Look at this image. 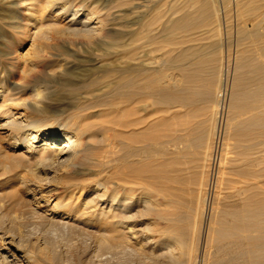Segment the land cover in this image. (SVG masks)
Returning <instances> with one entry per match:
<instances>
[{"label": "bare ground", "instance_id": "6f19581e", "mask_svg": "<svg viewBox=\"0 0 264 264\" xmlns=\"http://www.w3.org/2000/svg\"><path fill=\"white\" fill-rule=\"evenodd\" d=\"M216 1L217 0H171V5L169 6L170 15L168 16L167 13L168 18L163 21L158 11L157 14L153 13L156 3L155 5L149 6L151 2L147 5L145 4L147 0H118V8L133 4L131 7V14H133L132 18H129V20L126 19V22L124 20L125 24H121L122 27H130L133 29L130 31H113V36L121 39V42H113L111 44L115 49L121 47V49H117L114 52V55H127V60L123 66H119L120 68L114 64H108V66L103 64L105 65L103 72L107 77H113L112 75L114 72H119V79H117L115 83L111 80H107L100 88L94 87L97 81H91L90 86L92 89L83 91L68 90V96H63L60 95V92L57 90H53L52 88V90H50L49 85L43 86V88L41 86L25 90V86L21 85L20 82L16 80L15 76H18L20 80L27 77L30 66L23 64L22 60L17 56L16 50H12L11 46L6 44L8 36L5 35L4 29L6 27L4 25H9L10 27L16 25V28H24L25 31L28 32L34 29V31L31 32L32 34L29 33V38H31L33 42L32 49L34 50V56L37 57V60L35 62L33 61V65L38 68V66H41L40 63H44L42 59L54 55L49 53L47 49L46 40H48L49 37L55 38L64 35L99 37V35H102L106 30L107 19L103 16V13H100L96 8H90V6H92V0H0V18L4 20L2 21L4 25L0 23V115H5V119L0 124V132L4 130V134L7 133L5 140L9 148L13 151L25 149L23 152L24 154L27 153V155H21L19 157H9L12 159V162H0V169L3 174H8L14 168L18 167V165H22L21 162L26 159H28V161L34 159L33 168L37 166V168L45 174L52 171L51 168L58 169L70 165L75 166L76 161L82 154L93 150L92 147H89L88 140H94L97 137L95 130H93V128L96 127V123H90L86 120L90 117H97L98 119L99 116L105 112L108 116L106 117L105 115V118L98 119L101 120L97 123L98 125L100 124L98 131L102 133V135H100L102 136L101 141H104L106 145L111 148L109 149L108 146H106L107 148L105 149L108 150L105 151V155L102 157H109V155L116 154L119 151L123 152V154L115 159L100 161L101 166H111L112 164L118 163L120 159L126 161L131 156L136 157V162L133 161V163L137 165L132 168L131 171L134 173L133 175L131 173L129 174L128 171L121 172L119 170L109 173L108 176L102 178V180L97 183V186L90 189L92 190L90 193L93 191L97 192L96 196L94 195L95 197L82 204L83 208L77 205L80 199L76 200L74 206L67 204L69 201L63 206L62 202H60L61 197L58 198L55 204L50 207L51 214H47L49 215L48 221L50 224L57 225L58 223L63 231H65L69 227L74 226L75 221L81 222L85 220L86 225L89 226L106 220L111 223V227H108L110 243L106 244L107 242L104 243V240H100L99 243L106 249L119 251L120 249L127 248L126 243L128 242L124 239L125 237L127 239H131L132 236V238H135L137 225L134 219V212L137 211L139 207H142L143 209L140 211V216H142L143 219L148 220L147 215L156 211L162 219L168 221L167 225L164 227L165 231L169 232L168 236L166 235L157 240L153 238L151 240L149 236L145 237V239L147 238L148 240L146 244L149 242L154 244L150 250V264H193L195 260V264L197 263V258L194 256L193 242L190 244L187 240L190 233L188 230L190 228L187 227L183 230L180 228V222L184 220L182 218L180 219L182 215L178 216L179 218L171 215L173 218L171 216L169 218L168 216L170 213L168 212L167 214L165 210L160 208V205L169 206L171 204L170 200L172 198H170V196L178 197V189L180 187H174V184H178L182 182V180H185L184 174L180 172L183 171L182 168L177 167L175 165L176 162L169 163L167 160H165L166 162L161 161L158 166L156 165L157 170L154 171L156 173V182L154 180L153 182L159 184V198H156L151 190H145L143 187V185H145L144 172L146 171H144L140 158L144 152V146L141 145V143L145 137V132L143 130L145 126L144 116L142 115L144 106L142 102L146 87L144 81L146 77L145 73L151 69V67L146 66L149 63H147L148 54L145 51H147L149 45L157 44L156 40L159 39L161 35H164L162 32L164 31L165 33L166 27L172 31H180L179 33L182 31L186 32V37L183 35V38L178 36L175 38L171 33H169L168 36L167 34L165 35V38L167 36L169 42L171 39L180 38L178 39L179 43L184 42V44L189 40L187 36L188 32L194 27H198V29H200L199 27L204 28L212 21L214 23L213 28L217 29V31L221 30L222 21L224 20L227 22V16L222 10V13H220L216 5L217 3H215ZM232 3L237 7L238 12V14H236L238 22L234 28V49H226L223 55H221V53L219 54L220 51H213L211 53L200 52V49L198 50L195 46L194 48L188 47L183 50L177 47L181 52L176 54L175 60H186L189 62L192 57L201 58L205 56L206 58L205 60L202 58L201 61L198 59L201 64L199 63L195 66L191 65L192 67H189V64H193V61V63L190 62L187 64L189 66L185 67L186 64H184L183 67L181 66L183 71L181 74L184 73V75H182L184 81L183 84L174 85V92L169 88V83L164 84L168 90L163 88V91H166V101L173 99L180 108H188L198 101L204 103L208 100L212 101L213 112L211 113L213 115V125L215 126V130L214 132L212 131V133L215 135L218 130L217 126H219V117L222 114L220 110L224 100L223 97H225V82H227L226 79L228 75L232 77V87H230V89L232 88L233 91L229 104L231 115H233L234 119L228 124L227 134L238 141V152H234L235 154L237 153L238 163L233 166L232 163L235 159H226H229L230 162L233 161L231 163L233 168L230 167L229 171L233 170V172L240 177L236 182L241 185L239 188L235 189V187L232 186V182H230L229 188H233V190H231L227 196L235 199L237 198V201L231 208H221L222 210L219 213L216 212L219 215H214V217L211 215L209 217V226L203 252L200 259L198 258L199 264H264V0H232ZM47 9H52L53 12H56L53 16L54 18L58 17V19L60 18L61 20L64 18L63 21L65 20V22L52 21V24L44 23L43 16L39 15L40 17H38L36 13L37 11H46ZM121 11L120 14L113 16L115 20L118 19L119 15L124 16L126 13L125 9ZM68 13H70L69 17L66 16ZM202 34L204 35V33ZM123 38H126V40L122 41ZM143 38H146L144 42L141 41ZM191 38L196 40V36ZM165 40L166 39H164V41ZM219 40L221 41V38ZM176 41H173V43ZM159 42L160 41H158V43ZM179 43L176 42L175 44ZM124 56L122 58H124ZM202 60L205 61V64L206 62H211L210 69L213 68V71L211 70V77L202 79L201 76H203V72H207L209 68L207 67L209 64H203L204 61L202 62ZM155 62L157 63V61ZM204 65L206 67H204ZM33 68H31L32 71ZM157 72L159 73L158 70ZM154 76L155 75H153L154 79H150L148 86L152 89V92L156 90V92L160 93L159 90L162 88L159 89L157 85L153 86V82L159 79H155L157 75ZM79 78L80 80L82 79L81 77ZM83 79L85 78L83 77ZM114 80L116 79L114 78ZM159 81L157 82L160 83ZM26 93H29V96L27 99H23L21 96ZM164 102L165 101L162 103ZM178 106L173 110L174 112L179 111V109H177ZM71 108L73 109L68 112ZM19 109L21 110L19 111ZM198 113L199 110L195 111L194 109H190L183 117L184 120L187 121L183 122V119L181 120L182 123L178 121L177 125L179 127L181 125L184 126L181 128L183 134H176L178 128H174L173 126L174 124L177 126L176 123L170 125L171 128H174L173 130L171 129L172 134H168L165 130V132L160 131V139L164 136H171V140H167L166 137L164 138V140L166 139L165 142L161 141L163 138L159 140L158 143L160 147L158 150L166 154L169 148L168 144L176 146L181 143L183 146L178 148L180 153L192 147L195 148L197 153L202 149L203 154L200 151L202 163L198 165L205 166V162L211 159L213 154L211 155L209 152L210 145L207 143L208 134H206L204 128V120H199L188 125L189 119H187L188 116H191L190 114L197 116ZM172 117L173 116H171V118ZM196 118H199V116ZM94 120H96V118ZM164 121L163 119L162 122ZM162 122L160 121L158 124ZM162 125H164V123H162ZM167 131H169V129ZM193 132L196 133V136L192 140L184 137L185 135L193 134ZM87 137H89V139H87ZM171 148L172 146H170V149ZM173 153L175 154V152ZM170 154L171 153L167 155ZM177 154L179 155V153ZM197 155H199V153ZM160 159L162 158L160 157ZM152 166H154V164ZM209 166H211V164H209ZM19 177H21V175ZM204 179L206 180V178ZM204 179L202 181H204ZM197 181L199 182L198 179ZM21 182L25 183L26 180L22 179ZM200 183L202 182L200 181ZM204 185L203 183L201 184L199 188L200 191H198L199 193L196 190L199 196H202L200 197L201 201L205 200ZM30 191L38 204H41L42 201L47 205L49 204L50 201L45 198L44 194L37 196L40 194L39 189L31 188ZM203 205L205 206V204ZM189 207L192 208L190 205ZM195 215L203 219L205 216V208L198 204L195 209ZM189 216L190 214L188 213L184 218H190ZM55 217H58V220H56ZM73 217H75L74 220L72 219ZM151 221H146V228L144 230H146L147 233H151L153 230V223L155 222ZM146 232L145 234L147 235ZM163 232L164 230L161 233L163 234ZM180 232L186 237L179 236L178 234ZM127 234H131V237H127ZM193 239L194 236L192 235L191 241H193ZM212 248L214 250H211ZM9 256L15 257V254L0 247V260H2L3 263L6 262ZM164 259H167V261Z\"/></svg>", "mask_w": 264, "mask_h": 264}, {"label": "rangeland", "instance_id": "374dc122", "mask_svg": "<svg viewBox=\"0 0 264 264\" xmlns=\"http://www.w3.org/2000/svg\"><path fill=\"white\" fill-rule=\"evenodd\" d=\"M92 1H93L91 3L92 6H90V8L91 7L96 8L98 11H100V13H103V16L107 19L106 20V24H107L106 30L102 33V35L100 34L99 37L98 36H95V37L77 36L76 37V36H65V35L62 37H55V38L49 37L48 39L49 41L46 40V45L48 47L47 49L49 53L54 54V55H52L51 57H47L46 59H42L44 60L43 61L44 63H40L41 66H38V68H36L37 66L33 65V63L37 60V57L34 56V50L32 49L33 42L31 38H29V33L32 34L31 32H33L34 29H32L31 32H28V31H25L24 28H16L15 27L16 25H14L13 27H10L9 25H4V23L2 22L4 20H1L0 18V23H2V25L6 27L4 29L6 33L5 35L8 36V41L6 42V44L10 45L12 50H16V54L17 56H19L20 60H22L23 64L30 66L29 74L27 75V77L20 80L18 76H15L16 80L19 81L21 85L25 86L26 88L25 90H30V88L34 89V88H38L41 86L43 88V86L49 85L50 90L52 89L57 90L60 92V95L68 96V90L83 91V90L92 89V87L90 86L91 81H94V82L97 81L94 87L100 88L104 85L103 83H105L107 80H111L115 83L117 79H119V74H120L119 72H114L112 75L113 77L111 76L107 77L105 76L103 69L105 65L108 66V64H114L117 67L123 66L125 64V61L127 60L126 54H125L126 56H124V54L114 55V52L117 49H121V47L115 49L114 47L111 46V44L113 42L114 43L121 42V39L115 38L113 36L114 35L113 31L114 32H118L122 30L130 31L131 29H133L130 27L126 28V27L121 26V24H125L124 20L126 22L127 20H129V18L130 19L132 18L133 14H131V7L133 4L125 5L122 7L120 6L121 8H118L117 7L118 0H95V1L92 0ZM155 3H156V7L153 13L157 14V11H158L159 15L162 16L163 21H165L168 18L167 13H168V16L170 15L169 6L171 5V0L170 1L169 0H147L145 4L152 6V5H155ZM215 3H217L216 5L220 13L224 11L225 15L227 16L226 20L228 23L223 20L221 30L217 31V29H214L213 28L214 23L212 21H210V24L212 25L209 24L205 26L204 28L199 27L200 29H198V27H194L188 32L187 36L189 40H187L184 44V42L179 43L178 39L183 38V35L184 37H186V32L182 31L181 33H179L180 31H172L171 29H168V27H166L165 33L164 31L162 32V34H164L163 35L164 37L161 35L160 38L156 40L157 44L149 45L147 51H145L148 54L147 55L148 62L147 61L146 62L149 63L146 66L151 67V69L147 71V73H145L146 77L144 81H145L146 87H145V95H144L143 102H142V105L144 106V109H143L144 112L142 111V115L144 116L145 126L143 130L145 132L144 134L145 137L141 143V145L144 146V152L140 158L142 160L141 163L144 167V171H146L144 172L145 173L144 175L145 185H143V187L145 190H148V191L151 190L154 196L156 198H159L160 197V195L158 194L159 184L155 183L156 173L154 172L155 170H157L158 164L161 161L163 162L167 160V162L169 163L176 162L175 165L179 168H182L183 171H180V172L184 174L183 176L185 177V180H182V182L178 184H174V187L176 186L177 188L180 187L178 189V192H179L177 195L178 197L170 196V198H172L170 200L171 204L169 206L160 205V208L162 210H165L167 214L168 212L170 213V215L168 216L169 218L171 215L177 218H179L178 216L182 215L180 219L182 218L184 220H181L183 222H180V228H182V230L187 227L190 228V229L188 228L189 230L187 229L188 232H190L187 240L189 241L188 243L190 244L193 242L192 245L194 246V256L197 258L196 264H199V259L203 252L205 238H206L208 226H209V222H208L209 217L211 215L214 217V215H217L222 209H225L228 207L231 208L237 201V198L235 199V198L227 196L228 193L231 190H233V188H229L230 182H232V186L235 187V189L239 188L241 185L240 183L236 182L240 179V177L237 176L235 172H233L232 170L233 166H235V164L238 163L237 153L236 154L234 153V152H238V148H237L238 141H236V139L234 140V138L230 137L227 134L228 124L230 121H233L234 119L233 115H231V109H230V104H229L230 103L229 100H231V93L233 91L232 88L230 89V87H232L231 86L232 77L231 75L230 76L228 75L226 79L227 82H225V86H226L224 90L225 97H223L224 100H223L221 110H220V113L222 114L219 117V120H220L218 123L219 126H217V129L219 131L217 130L216 131L217 134L215 135L212 133V131L214 132L215 130V126L213 125L214 121L212 120L213 115L211 113L213 112V105H212L213 102L212 101L208 100L205 103L198 101L194 103L192 106H189L188 108L187 107L180 108L176 104V102L173 101V99H171L173 102L171 100L169 101L167 100L168 102L166 101L165 99L166 91H163V88L165 90H168L164 84L169 83L168 84L169 88L172 89L171 91L174 92L173 87L177 86L178 84H183L184 77L182 75H184V73L181 74V72H183L182 67L184 66V64H186L185 67L189 65H190L189 67H192L200 63L198 59H200L201 61L202 58L204 60L206 58L205 56L204 57L202 56L201 58L192 57L189 62L186 60H175V56H177L176 54L181 52L179 51V49L183 50L184 48H188V47L194 48L195 46V48H198V50L200 49L199 50L200 52L211 53L213 51H216V52L220 51L219 54L221 53V55H223L226 49H231V50L234 49L235 47L234 28L236 27V24L238 22V18H236L237 17L236 14H238L237 7L232 3V0H217ZM220 3L223 5H221ZM124 9L126 12L124 16L125 15L126 16L124 17V16L119 15L120 16L119 17L117 15L118 19L115 20L113 16L116 14H120V12H122L121 10H124ZM52 12H53L52 9H47L46 11L41 10V11H37V13L35 12L36 14H38V15L36 14L35 15L38 17L43 16V18L45 19V20L43 19V21L46 24H49V23L52 24L53 23L52 21L65 22V20L63 21L64 18L62 20L60 18L58 19V17L54 18L53 16L56 12H53V13ZM66 16L69 17L70 13L66 14ZM107 29H110V30H107ZM194 30H197V31H194ZM169 33L175 36V38L177 36L180 38H177L174 40L171 39L172 41L170 40L169 42L167 38ZM202 33H204V35ZM166 34L167 36L165 38ZM195 36H196V40H193V38L191 37H195ZM220 38H221V41L219 40ZM164 39L166 40L164 41ZM123 40H126V38H123L122 41ZM145 40L146 38H143V40L141 41L144 42ZM158 41H160L161 43L160 42L158 43ZM173 41H176L179 44H175L176 42L173 43ZM180 45L182 48L180 47ZM152 46L153 47L155 46V47L153 48ZM177 47L179 49H177ZM167 51H169L170 53ZM123 56L124 58H122ZM204 60H202V62ZM155 61H157V63ZM192 61L194 63L196 61V63L194 64ZM117 62H119L120 64ZM190 62H192L193 64H189ZM203 64H205V61ZM207 64H209L207 66L209 68L207 72L206 71L203 72L204 77L201 76L202 79L212 76L211 70L213 71V68L210 69L211 62L210 61L206 62L205 65ZM205 65L204 67H206ZM31 68H33V71ZM157 70L159 71V73L157 72ZM153 75L155 76L157 75V77L154 76L155 79L159 78L157 79V81L160 80L159 81L160 83H158L157 81L153 82V86L157 85L159 89L162 88L161 90H159L160 93L156 92V90L155 91L153 90L156 93L152 92V89L148 86L150 79H154ZM79 77H81L82 79L80 80ZM83 77L85 79H83ZM114 78L116 80H114ZM28 96H29V93H26L21 97L23 99L24 98L27 99ZM163 101L165 102L162 103ZM198 105L199 106L201 105V106L199 107ZM176 106H178L177 108L179 109L178 112L173 111L176 109ZM72 109L73 108L69 109L68 112L71 111ZM190 109H194L195 111L199 110V113L197 116H193L192 114H190L192 118L191 116L187 117V119H189L188 125L193 124L194 122H197L199 120L200 121L204 120V128L206 130V134H208L207 143H209L210 145L209 152L211 153V155L212 154L213 155L211 156V159L205 162L206 164L205 166L198 165L202 163V159H200L202 158V155H201L202 149H200L201 153L200 151L198 152L199 155H197L198 153L196 152L194 147L190 149L188 148L187 151L185 152L182 151L180 153L178 151L179 150L178 148H181L183 146V144L181 143V144H177L179 146L177 145L173 146L172 144H168L169 148L166 154H163L162 152L158 150L160 147L158 143L159 140H161L162 138H163V140H161L162 142H165L166 139L171 140V136L169 137L164 136L160 139V134H161L160 131L165 130L166 132H168V134H172L171 131L174 128H178V131H176V134H180V133L183 134V131H181V128H183L184 126L181 125L179 127L177 123L178 121L181 122L182 119H183L182 120L183 122L187 121V120H184L183 117L186 115V112L189 111ZM20 110L21 109H19V111ZM105 115L106 117L108 116V114H106L105 112L101 114L99 118L103 119L105 118ZM171 116H173L172 118L174 119H172ZM198 116L200 119L196 118ZM92 118L93 120L96 118V120L93 121ZM4 119H5V115L1 114L0 124ZM98 119L97 117H90L89 119L86 120L87 122H90V123H96L95 125L96 127L93 128V130H95L97 137L94 140L89 139V137H87V139H89L88 140L89 147H92L93 150L91 152L82 154V156L76 161L75 166L70 165V166H67V167L65 166V167H61L58 169L51 168L52 171L45 174V173H42L37 168V166L33 168L34 159L29 160V161L28 159H26L25 161L21 162L22 165H18V167L14 168L8 174H3L2 170L0 169L1 170L0 171V236H1L0 237L1 239L0 247H3V249L9 250L13 254H15V257L9 256V258L6 260L5 263H3L2 260H0V264H150V256H151L150 250L154 246V244H151L150 242L146 244L148 240L147 238L145 239V237L149 236V239L151 238L152 240L153 238L154 240H157L162 237H165L166 235L167 236L169 235V232H166L164 228L167 225L168 221L166 219H162L159 216V214H157L156 211L152 212V214L150 215H147L149 221L152 220L151 222L153 221L155 222L153 223V230L151 233H147L146 230H144L146 228V223H147L146 221L148 220L143 219L142 216H140L141 215L140 211H142L143 208L139 207L137 211L134 212V217H135L134 219L137 225L136 226L137 233L135 235V238H132L133 236L131 237V234H127L128 235L127 237L129 238L131 237V239H127L124 236L125 237L124 239L126 240V242H128L126 243L127 248L120 249L119 251L106 249L105 247H102L101 244L99 243L100 240L101 241L104 240V243L107 242L106 244L110 243V234L108 232L109 230L108 227H111V223L106 220L100 221V223H94L89 226L86 225L85 220L81 222L75 221V225L69 227L65 231H63V229L59 226L58 223L57 225L56 224L52 225L48 221L49 215L47 214H51L50 207H52L55 204L58 198L61 197L60 202H62L63 206H65V204L68 201L69 202L67 204L74 206V204L76 203V200L80 199L79 200L80 202L77 205L83 208L82 204L86 203V201L88 202L89 200H91V198L96 196L97 192L93 191L90 193V191H92L90 189L97 186V183L100 180H102V178L108 176L109 173L119 170L121 172L128 171V173L129 174L131 173L132 175L134 174L131 172L132 168H134L137 165L133 163V161L136 160L135 159L136 157L134 156H131L126 161H123L120 159L118 163L112 164L111 166L110 165L106 167L101 166L100 161L118 158V156L120 157L123 154V152L119 151L116 154L114 153V154L109 155V157H104V158L102 157L105 155V151L108 150V149H105L107 148L106 146L108 145H106L104 141H101L102 136L100 135H102V133L98 131L100 124L99 125L97 124L101 120H98ZM163 119L165 120L164 122H162ZM160 121L164 123V125H162V123L158 124L160 123ZM174 123H176L177 126H175ZM206 124H209V125H206ZM170 125H173L174 128H171ZM213 126H214V129H213ZM166 129L167 130L169 129L170 132L167 131ZM1 131L3 132L4 130H1ZM2 132H0V136H1V139H0L1 152L0 153H2L0 154V162L9 163V162H12V159L9 158L11 156L19 157L21 155H27V153L24 154L23 152L25 151V149H19L17 151H13L11 148H9L8 144L6 145V140H5L7 133L5 132L6 134H4V132L3 133ZM195 134L196 133L193 132V134H188L187 136L186 135L185 136L183 135V136L192 140L196 136ZM165 137L166 139L164 140ZM170 146H172L171 148L172 150L170 149ZM108 148L110 149L111 147L108 146ZM173 152H175L176 155ZM169 153L171 154L167 155ZM177 153H179V155ZM159 155L162 159H160ZM226 158H229L231 160L235 159L234 162L235 161L236 162L235 163L233 161L230 162V160ZM194 161L196 164L194 163ZM197 161L199 162L201 161V162L199 163ZM180 162H181V165H180ZM231 163L233 166H231ZM153 164L154 166H152ZM209 164H211V166H209ZM197 166H200V167H197ZM230 167H232L231 168L232 171H229ZM200 168H202L203 170ZM18 175L19 176L21 175V177H19ZM198 175L200 176V178ZM195 176H198V177H195ZM202 178L203 179L206 178V180L204 179V181H202L203 180ZM22 179L26 180V182L25 183L21 182ZM197 179L199 180V182L197 181ZM153 180L155 182H153ZM200 181L203 184H205L204 185V189H205L204 190V193H205L204 201H201L200 197L202 196L201 195L199 196L198 194L199 193L198 191H200L199 188L202 184L200 183ZM227 183L229 186L227 185ZM31 188L39 189L40 194H38L37 196L44 194L45 198L50 201L49 204L47 205L44 201H42L41 204H38L35 198L33 197L32 192L30 191ZM196 190L198 193L196 192ZM190 192L191 194L192 193L194 194L191 195ZM202 203L205 204V206ZM198 204H200L201 206L205 208V216L203 219L195 215V209ZM189 205L193 209L190 208ZM188 213L190 214L189 216L190 218L185 219L184 216ZM55 219L58 220V217H55ZM72 219L74 220L75 217H73ZM163 230L164 232L162 234L161 232ZM145 232L147 233V235L145 234ZM178 235L183 236L184 238L186 237L181 232ZM192 235L194 236L193 241H191ZM211 250H214V249L212 248ZM164 260L167 261V259H164ZM195 261L193 264H195ZM9 262H13V263H9Z\"/></svg>", "mask_w": 264, "mask_h": 264}]
</instances>
